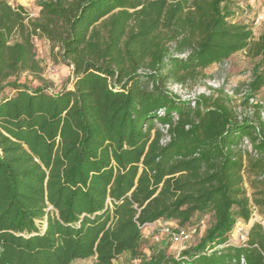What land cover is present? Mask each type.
<instances>
[{
    "label": "trees",
    "instance_id": "16d2710c",
    "mask_svg": "<svg viewBox=\"0 0 264 264\" xmlns=\"http://www.w3.org/2000/svg\"><path fill=\"white\" fill-rule=\"evenodd\" d=\"M0 0V264H115L145 258L144 228L211 216L199 241L141 264H264L263 106L169 89L245 51L264 87V31L234 21L233 0ZM35 38L72 67L71 86L19 81L44 71ZM7 90H11L10 92ZM249 144V147L248 145ZM86 264V263H85ZM89 264V263H88Z\"/></svg>",
    "mask_w": 264,
    "mask_h": 264
},
{
    "label": "rangeland",
    "instance_id": "374dc122",
    "mask_svg": "<svg viewBox=\"0 0 264 264\" xmlns=\"http://www.w3.org/2000/svg\"><path fill=\"white\" fill-rule=\"evenodd\" d=\"M13 4L24 5L32 15H37L39 7L36 0H8ZM232 11L235 16L234 21L249 22L253 25L255 39L264 31V0H233ZM35 48L38 58L42 61L44 71L37 77L31 73H22L19 81L28 82L36 87L46 84L51 91H59L64 86H71L72 67L64 62L54 60L51 51V44L44 38H35ZM259 59H253L245 51L233 54L223 63H216L204 70L205 77L196 81H188L180 84L171 81L169 89L182 98H195L200 95L212 97H227L232 101L238 115H254L256 103L263 106L262 117H264V87L260 90L257 97L251 101L250 105H244L243 99L246 92V85L252 79V72ZM11 90H7V92ZM249 109L253 111L249 113ZM193 224H199L198 234L187 243L176 244L164 234L159 228L165 224H178L177 221L159 220L144 228L143 251L145 258H149L152 253L159 249H165L168 255L178 256L184 249L196 244L211 224V216H196ZM187 226V225H186ZM143 258H131L125 254L115 261V264H141ZM92 260L81 261L77 264H91Z\"/></svg>",
    "mask_w": 264,
    "mask_h": 264
},
{
    "label": "built area",
    "instance_id": "2783aa9c",
    "mask_svg": "<svg viewBox=\"0 0 264 264\" xmlns=\"http://www.w3.org/2000/svg\"><path fill=\"white\" fill-rule=\"evenodd\" d=\"M253 100V99H252ZM253 111L249 109L251 114ZM242 115H239L241 117ZM264 120V117H263ZM246 145L249 144L246 143ZM258 222L264 226V216L258 213L256 207H253V212L248 220H238L234 229L232 230L229 243L230 244H244L247 240L249 229L251 225ZM162 234L166 235L172 243L183 244L191 241L195 235L198 234V226H181L179 224H165L159 228Z\"/></svg>",
    "mask_w": 264,
    "mask_h": 264
},
{
    "label": "crops",
    "instance_id": "0c3cea01",
    "mask_svg": "<svg viewBox=\"0 0 264 264\" xmlns=\"http://www.w3.org/2000/svg\"><path fill=\"white\" fill-rule=\"evenodd\" d=\"M159 221V220H158Z\"/></svg>",
    "mask_w": 264,
    "mask_h": 264
}]
</instances>
